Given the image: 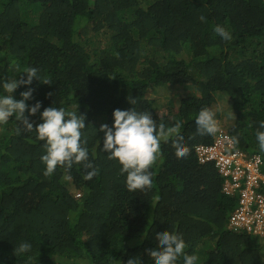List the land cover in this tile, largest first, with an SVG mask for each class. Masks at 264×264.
Masks as SVG:
<instances>
[{
	"label": "trees",
	"instance_id": "obj_1",
	"mask_svg": "<svg viewBox=\"0 0 264 264\" xmlns=\"http://www.w3.org/2000/svg\"><path fill=\"white\" fill-rule=\"evenodd\" d=\"M218 24L230 41L214 32ZM28 67L41 78L29 106L85 116L81 139L97 174L84 179L80 163L45 176L35 130L13 118L0 124V264H155L149 250L159 230L182 234L197 264H264V235L228 229L239 193H225L229 178L195 152L218 135H200L195 116L209 107L219 117L222 104L237 144L264 155L255 137L264 120V0H0V78ZM173 85L190 97L177 114L160 116L158 108L176 102L167 97ZM133 107L166 127L179 124L189 147L178 157L171 139L161 142L152 184L136 192L100 151L99 131L114 124L115 109ZM29 118L42 122L40 113ZM24 241L30 252L15 255Z\"/></svg>",
	"mask_w": 264,
	"mask_h": 264
},
{
	"label": "clouds",
	"instance_id": "obj_2",
	"mask_svg": "<svg viewBox=\"0 0 264 264\" xmlns=\"http://www.w3.org/2000/svg\"><path fill=\"white\" fill-rule=\"evenodd\" d=\"M201 20L206 21L207 17L201 16ZM213 30L224 41H230L233 38L230 31L223 25H215ZM23 74H26V78ZM18 76L19 78H17ZM34 79L41 81L39 69L36 67H28L11 77L0 78V124L7 123L10 118H13L16 122H20L23 129L28 132L35 130L37 139L43 142L42 146L45 149L44 154L41 155V161L45 165V176L52 175L58 167L70 170L73 164L83 163V167L87 169L84 179L91 180L97 174V168L90 160L87 142L81 139L82 130L86 128L85 116L54 105L44 108L41 112L42 103L39 101L29 106L27 101L33 97L34 90L31 85ZM21 86L26 87L27 90L21 92L22 98L17 100L14 93ZM129 102L134 104L136 100L129 99ZM37 113H40L42 122L34 127L29 117L35 116ZM113 118L112 126L108 124L100 126L99 131L104 133L103 148L100 151L108 153L107 157L120 165V174L125 175V184L130 192L144 190L151 186L153 176L151 167L159 154L161 142H168L171 139L178 157H186L189 154V147L184 139V134L180 131L179 124L167 127L164 123L158 124L153 120L150 112L137 111L134 107L131 110L115 109ZM225 120L227 118L224 115L216 117L212 108L203 107L195 116V125L200 135H215L218 130L222 129L232 139L234 148L230 151L229 159L233 157L232 154L237 155L238 162L243 165L246 172L244 178L239 180V187L230 193L225 190L226 182L233 181V176L230 174L238 164L237 161L230 159V162L225 165L226 168L218 159L201 160L199 147L214 145L217 136L210 145L197 146L195 152L203 164L214 162L218 171L229 178L223 185L225 193L229 195L239 193L238 205L233 210L234 212L240 206L242 193L247 189L248 169L251 166H257L258 169L256 173L258 183L253 187L255 198L258 194L264 195V173L262 172L264 155L238 145L239 143L237 144L223 126ZM19 130L21 131V127ZM255 137L259 149L264 152V120L259 121ZM76 197H81V194L77 193ZM253 205L256 210L259 209L257 201ZM230 220L228 229L234 231L230 227ZM243 230L245 229L237 232ZM256 234L264 235V232ZM156 236L159 237V246L149 250L155 264H178L181 258L183 264H197L199 257L196 254L185 252L186 242L182 234L174 230H159ZM31 248L32 244L24 241L14 247V253L15 255L28 253ZM138 260V258H131L127 264H138ZM139 264H141L140 260Z\"/></svg>",
	"mask_w": 264,
	"mask_h": 264
},
{
	"label": "built area",
	"instance_id": "obj_3",
	"mask_svg": "<svg viewBox=\"0 0 264 264\" xmlns=\"http://www.w3.org/2000/svg\"><path fill=\"white\" fill-rule=\"evenodd\" d=\"M232 148H234V142L221 129L220 131L218 130L214 145L210 147H199V152L202 161L218 159L226 167L225 165L230 162V159L238 162L237 155L232 154L233 157L229 159ZM248 172L247 189L242 193L240 206L231 215L230 227L235 231L247 229L249 231L254 230L255 233H262L264 232V195L258 194L255 198V191L253 189L258 183V175L256 176L258 172L257 166L249 167ZM245 174L243 165L238 162L230 174L233 176V181L228 180L226 182L225 190L230 193L239 187V180L244 178ZM256 201L259 204V209L257 210L253 205Z\"/></svg>",
	"mask_w": 264,
	"mask_h": 264
},
{
	"label": "rangeland",
	"instance_id": "obj_4",
	"mask_svg": "<svg viewBox=\"0 0 264 264\" xmlns=\"http://www.w3.org/2000/svg\"><path fill=\"white\" fill-rule=\"evenodd\" d=\"M174 83V82H173ZM176 84V83H175ZM159 92L160 93H164L165 91H163V89H160L159 90ZM177 94H179L178 93V91H176V88H175V85H173V88L172 89H170L169 90V92H168V95H167V97H168V101H170L171 99H173L174 97L176 98V102H175V104L174 105H167V106H164V107H160V108H158L157 109V113L161 116H163V115H174V114H177V112L179 111L178 110V105H179V101H180V99L182 100V99H184V100H186L188 97H190V95H184V94H180L179 95V97L178 96H176ZM178 99V100H177ZM161 103H162V100H159ZM188 101V100H187ZM188 102H190V101H188ZM196 103H200L199 102V100H195L194 102H193V104H196ZM222 104H219V110H221L222 111V114L221 115H224V117H226L227 118V123H228V126H229V124H230V122H229V117L227 116L228 114H227V112H224L223 111V108H222ZM229 118V119H228ZM232 120V119H231Z\"/></svg>",
	"mask_w": 264,
	"mask_h": 264
}]
</instances>
